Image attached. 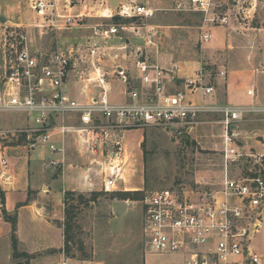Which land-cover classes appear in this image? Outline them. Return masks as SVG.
Instances as JSON below:
<instances>
[{"label": "built area", "instance_id": "2783aa9c", "mask_svg": "<svg viewBox=\"0 0 264 264\" xmlns=\"http://www.w3.org/2000/svg\"><path fill=\"white\" fill-rule=\"evenodd\" d=\"M127 1L104 17L150 20L160 11L154 0ZM176 1L178 10L203 16L202 46L213 42V27L229 24L228 13L221 12L222 0ZM29 2L34 13L30 27L41 37L71 31L85 16L83 11L74 13L75 0ZM117 35L115 26L97 30L85 45L65 51L33 50L26 34L21 35L16 57L0 61V116H17L24 124L0 129V139L26 135L29 149L42 147L52 154L44 161L46 168L64 172L75 167L67 161L66 139L76 135L82 154L91 156L90 165L98 167L104 190L111 192L120 191V183L125 182L120 134L146 126L179 131L216 123L222 130L225 168L219 189L147 194L143 202L147 248L152 254L183 256L185 264H264L254 247L264 220V148L249 144L241 128L250 116L264 117V106L220 103L216 88L205 82L202 66L187 75L180 63L166 67L140 57L135 62L137 86L121 65L115 66L113 74L126 86L120 94L125 102L115 103L100 67L99 39L121 38ZM152 39V34L145 37L148 45ZM220 75L226 78L227 72ZM76 83L85 86L83 94L92 92L85 101L73 97L71 88ZM248 96L254 98L255 90L250 89ZM211 116L217 120H205ZM9 165L7 148L0 147V167ZM241 165L242 173L231 174V168ZM6 173H0V180Z\"/></svg>", "mask_w": 264, "mask_h": 264}, {"label": "rangeland", "instance_id": "374dc122", "mask_svg": "<svg viewBox=\"0 0 264 264\" xmlns=\"http://www.w3.org/2000/svg\"><path fill=\"white\" fill-rule=\"evenodd\" d=\"M29 1L0 0V61L16 57L21 48L19 37L23 34L28 37L33 50L65 51L77 48L80 44L85 45L87 37L93 36L95 31L103 32L115 26L118 28L117 37L121 38L99 39L103 52L100 67L107 74L112 101L115 103L125 102L126 99L120 94L126 86L113 74L114 68L117 64L134 68L137 48L141 49V59L148 58L166 67L173 62L180 63L187 75H192L196 68L202 66L206 73L205 82L216 88L220 103L227 101L226 89L229 84V105L245 104L237 102L246 95L248 89L256 86L250 71L258 73V79L264 76V0H222L224 8L221 12L228 13L229 24L213 27L214 40L205 46L200 42L203 16L178 10L176 0H154L153 6L160 10L154 18L136 19L119 26L114 24L115 17L104 16L115 13L120 5L129 1L75 0L74 13L83 11V20H78L71 31L43 37L30 27L34 13ZM148 34L153 35L149 45L145 40ZM127 41H131L132 45L126 49L117 48L124 47ZM80 68L85 71L87 66L82 62ZM224 70L228 80L220 75ZM129 72L135 78L131 79L132 85H139L135 70L130 69ZM71 89L74 98L85 100L79 94L86 89L83 84L74 85ZM90 89L97 91L93 86ZM258 91L256 89L255 97L264 104V90ZM207 118L205 120H217L212 116ZM20 120L17 116L1 115L0 129H14ZM241 128L246 138H252L248 142L260 149L264 148L263 116H250ZM118 141L123 148L121 156L126 159L125 182L120 183V191H105L103 181L98 176L95 191L69 193L68 205L75 208V220L72 224L71 253L67 255L63 248L65 259H69L70 264H169L181 260L178 255L152 254L147 248L143 202L147 194L157 190L219 189L225 171L221 156L223 140L220 125L203 124L193 130L179 131L146 126L120 134ZM28 145L26 135L0 139V147H6L10 157L18 153L20 157H25L21 160L29 159L28 165L23 164L27 172L39 176L50 173L43 167L39 156L31 159L33 155ZM42 149L38 147L36 153ZM80 165L84 167L83 163ZM244 168L243 165L233 167L231 174L238 175ZM11 169L13 171L12 161L9 168L0 167V173L6 170L8 178ZM53 172L63 173L59 169ZM2 197H5L6 204V196L0 185V224L16 217V214L8 213L6 207L2 206ZM63 213L64 220L60 225L64 231L65 205ZM29 245L32 247L33 243ZM254 247L264 257V220L260 233L254 238ZM17 252L29 257L14 259L12 236L11 240L0 237V264H10L11 261L13 264H31L32 260L51 253L29 254L19 244Z\"/></svg>", "mask_w": 264, "mask_h": 264}, {"label": "crops", "instance_id": "0c3cea01", "mask_svg": "<svg viewBox=\"0 0 264 264\" xmlns=\"http://www.w3.org/2000/svg\"><path fill=\"white\" fill-rule=\"evenodd\" d=\"M127 47L132 45L131 41H127ZM120 49L119 47H117ZM141 49L137 48L136 57L141 55ZM129 68L127 65H122V68L126 70L127 74L130 76L131 71L135 70L137 77V69ZM250 75H253L255 87L251 89L257 91L264 90V76L258 79V73L250 71ZM131 77V76H130ZM228 78V77H227ZM226 78V79H227ZM228 80V79H227ZM228 83V82H227ZM72 84V86L77 85ZM250 90V89H248ZM228 91L229 84L226 89V103H228ZM258 91V92H259ZM92 92L83 94L79 92L80 96H83L85 100ZM115 100L116 97H113ZM82 100V101H85ZM262 100L257 97L248 96V91L246 95L242 96V99L237 102V104L245 103L244 105L256 104L262 105ZM119 103V102H117ZM21 121L19 122V125ZM22 124H24L22 122ZM249 140H252L249 137ZM248 140V141H249ZM252 146V142H248ZM80 143L76 135H70L66 139L67 146V161L75 166L72 169L65 170L63 173L55 174L54 169H48L50 173L39 176L38 174L29 173L25 169V165H28V160H21L24 157L21 155L9 156L10 161L13 162V171L9 170V174L6 180H0V185L6 196L5 207L10 214L17 215V238L19 241V246L24 249V252L29 254H39L44 252L47 255L36 260H32L31 264H70L69 259H65L63 248H64V231L62 225L63 222V208H64V197L67 192H91L95 191L98 182L99 175L97 174L96 166H91V156L82 154ZM22 150L25 148L22 147ZM31 154L34 156H39L40 162L43 163L48 158L52 157L47 150L42 149L38 154L37 148L30 149ZM27 158V157H26ZM42 159V161H41ZM34 160V158H33ZM26 163L24 166L23 164ZM83 163L84 167L80 164ZM23 166L20 168V166ZM91 168L87 170V168ZM46 169V170H47ZM2 218H0L1 220ZM12 227L10 223L3 222L0 224V237L3 236L7 240H11ZM32 247L29 244H32ZM53 253V254H52ZM180 256V255H178ZM181 260L173 261L169 264H185L184 257L180 256ZM12 260V259H11ZM10 264H13L11 261Z\"/></svg>", "mask_w": 264, "mask_h": 264}, {"label": "trees", "instance_id": "16d2710c", "mask_svg": "<svg viewBox=\"0 0 264 264\" xmlns=\"http://www.w3.org/2000/svg\"><path fill=\"white\" fill-rule=\"evenodd\" d=\"M134 20L135 19H123V18H120L117 16L114 18V24L119 26V25H123V24H127L129 22H132ZM69 193H73V192H67L65 194V197H64L65 215H66L65 228H64V238H65L64 252L67 255H69L71 253V250H72L71 244H72L73 236L71 235V233H72V229H73L72 224L75 220V208L68 205V200L71 196V194H69ZM2 206L3 207L5 206V197H2ZM8 223H10V225L12 227V246L14 249V254H13L14 259H18L20 257L28 258L29 256L27 254H21L20 255L17 252L18 244H19V241L17 238V215L15 218L9 219Z\"/></svg>", "mask_w": 264, "mask_h": 264}, {"label": "water", "instance_id": "95a60500", "mask_svg": "<svg viewBox=\"0 0 264 264\" xmlns=\"http://www.w3.org/2000/svg\"><path fill=\"white\" fill-rule=\"evenodd\" d=\"M2 21H5L4 19H2ZM32 150H34V148H32Z\"/></svg>", "mask_w": 264, "mask_h": 264}]
</instances>
